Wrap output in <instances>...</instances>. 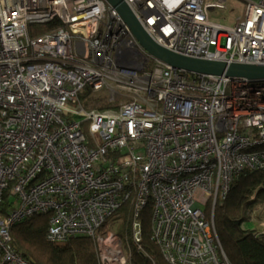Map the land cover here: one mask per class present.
Listing matches in <instances>:
<instances>
[{
  "label": "built area",
  "instance_id": "1",
  "mask_svg": "<svg viewBox=\"0 0 264 264\" xmlns=\"http://www.w3.org/2000/svg\"><path fill=\"white\" fill-rule=\"evenodd\" d=\"M122 1L173 53L264 65V0ZM216 9L241 14L221 24ZM263 145L264 81L153 59L105 0H0V202L9 192L12 205L0 214V264H28L10 230L35 215L47 217L48 242L87 236L99 264H132L116 232H99L125 202L134 244L150 202L166 263L229 264L213 209L239 173L264 170Z\"/></svg>",
  "mask_w": 264,
  "mask_h": 264
},
{
  "label": "trees",
  "instance_id": "2",
  "mask_svg": "<svg viewBox=\"0 0 264 264\" xmlns=\"http://www.w3.org/2000/svg\"><path fill=\"white\" fill-rule=\"evenodd\" d=\"M58 22L29 26L30 36L54 31ZM102 97H99V100ZM101 105V104H98ZM101 108H105L102 104ZM264 149V145L261 147ZM10 193L5 192L0 202V214L12 205ZM264 203V170H243L229 186L225 200L213 209V223L221 250L229 264H264V227L259 231L252 224L250 213ZM207 208L206 211H210ZM132 207L125 202L104 223L99 232L114 229L128 244L132 264H168L151 236V203L140 213L142 240L138 245L130 240L129 226ZM207 217V216H206ZM47 217L35 215L15 224L10 230V245L28 264H99L92 238L74 236L62 243H51L45 238Z\"/></svg>",
  "mask_w": 264,
  "mask_h": 264
},
{
  "label": "water",
  "instance_id": "3",
  "mask_svg": "<svg viewBox=\"0 0 264 264\" xmlns=\"http://www.w3.org/2000/svg\"><path fill=\"white\" fill-rule=\"evenodd\" d=\"M116 9L129 30L155 60L169 65L175 70L195 75L224 76L226 78H244L250 81H264V65L237 64L220 61L189 58L173 53L153 42L135 20L122 0H105Z\"/></svg>",
  "mask_w": 264,
  "mask_h": 264
},
{
  "label": "rangeland",
  "instance_id": "4",
  "mask_svg": "<svg viewBox=\"0 0 264 264\" xmlns=\"http://www.w3.org/2000/svg\"><path fill=\"white\" fill-rule=\"evenodd\" d=\"M228 6L235 8L239 7V5L235 2V0L229 1ZM240 14H241L240 9H238V11L235 13L234 16H230L229 13L224 9H216L211 12V17L212 19L216 20L218 23L229 24L234 20H236L240 16ZM210 211L205 212L207 218L211 217ZM249 220L250 222H252V224L251 225L244 224V227L252 228L253 227L252 225H254L259 231L262 230V228L264 227V203L262 205L256 206L255 210L250 213ZM111 231L112 233L115 232L114 229H111Z\"/></svg>",
  "mask_w": 264,
  "mask_h": 264
}]
</instances>
